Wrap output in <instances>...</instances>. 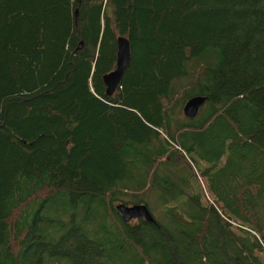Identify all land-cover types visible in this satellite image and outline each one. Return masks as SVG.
Segmentation results:
<instances>
[{
  "label": "trees",
  "instance_id": "1",
  "mask_svg": "<svg viewBox=\"0 0 264 264\" xmlns=\"http://www.w3.org/2000/svg\"><path fill=\"white\" fill-rule=\"evenodd\" d=\"M0 264H264V0H0Z\"/></svg>",
  "mask_w": 264,
  "mask_h": 264
},
{
  "label": "water",
  "instance_id": "2",
  "mask_svg": "<svg viewBox=\"0 0 264 264\" xmlns=\"http://www.w3.org/2000/svg\"><path fill=\"white\" fill-rule=\"evenodd\" d=\"M117 45L116 68L104 76V82L107 86V95L109 96H112L118 90L123 76L132 62L131 43L129 38L124 35H119L117 37ZM206 100V96L203 95H196L187 100L183 107L185 116L188 118H196ZM116 209L125 222L140 218H144L149 222H156L154 215L146 204L128 205L120 203L116 206Z\"/></svg>",
  "mask_w": 264,
  "mask_h": 264
},
{
  "label": "built area",
  "instance_id": "3",
  "mask_svg": "<svg viewBox=\"0 0 264 264\" xmlns=\"http://www.w3.org/2000/svg\"><path fill=\"white\" fill-rule=\"evenodd\" d=\"M103 1H104V3H107L108 0H103Z\"/></svg>",
  "mask_w": 264,
  "mask_h": 264
},
{
  "label": "rangeland",
  "instance_id": "4",
  "mask_svg": "<svg viewBox=\"0 0 264 264\" xmlns=\"http://www.w3.org/2000/svg\"><path fill=\"white\" fill-rule=\"evenodd\" d=\"M204 186V185H203ZM207 196H208V193H207Z\"/></svg>",
  "mask_w": 264,
  "mask_h": 264
}]
</instances>
